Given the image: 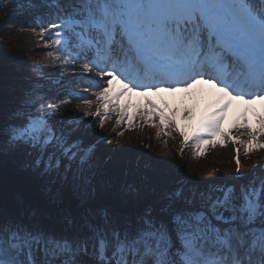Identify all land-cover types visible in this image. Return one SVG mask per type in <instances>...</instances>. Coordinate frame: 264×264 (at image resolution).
Wrapping results in <instances>:
<instances>
[{"label":"snow or ice","instance_id":"6c2138e0","mask_svg":"<svg viewBox=\"0 0 264 264\" xmlns=\"http://www.w3.org/2000/svg\"><path fill=\"white\" fill-rule=\"evenodd\" d=\"M11 7L55 16L29 26L54 30L67 60L108 77L98 96L105 109L119 108L128 93L209 84L219 93L215 110L191 132L150 100L144 115L198 151L228 140L246 152L264 149V116L257 128L240 125L247 141L223 129L232 101H264V0H13ZM44 99L29 87L0 108V159L22 158L44 183L41 206L0 193V264H264V175H240L238 156L232 183L173 185L160 170L102 166L98 145L85 144L79 126L55 121ZM127 115L121 110L117 123Z\"/></svg>","mask_w":264,"mask_h":264},{"label":"bare ground","instance_id":"6f19581e","mask_svg":"<svg viewBox=\"0 0 264 264\" xmlns=\"http://www.w3.org/2000/svg\"><path fill=\"white\" fill-rule=\"evenodd\" d=\"M74 67L78 71H58L65 76H71L75 82L73 87L83 86L95 88L96 85L77 81L79 77L94 78L99 76L97 71L88 72L86 67L78 63H68L60 67L65 69ZM183 83L177 87H184ZM219 86V85H218ZM114 91L119 90V85L112 84ZM110 93V95L114 94ZM136 91H139L137 89ZM249 94L258 93V90L245 89ZM96 96V97H95ZM99 94L94 97L97 102ZM84 97L74 96L70 105L78 106L79 102H86ZM219 98V93L209 84H197L190 87L187 91L179 92H150L148 96L128 93L121 97L120 107L113 109L111 105L105 110L99 111L103 117V125L96 127L92 134L94 139H102L110 136L111 143L104 144L100 150V155L107 159L114 168H134L139 164L156 163L163 161V165H172L181 168L184 174L190 176H216L221 177L236 169V158L240 159L241 166L250 171L257 164L264 162V149L254 146L251 151L245 149V144H233L231 140L225 141L223 145L219 142L215 147L206 145L203 150L198 151L196 147L190 149L174 128L153 127V123L159 124L158 120L152 117H145L147 110L146 101H152L166 115L174 117L180 126L186 132H191L197 127L209 111L210 105ZM248 95H245V100ZM225 102L227 100L225 99ZM95 104V102H93ZM245 107L252 108V112L243 117L242 113ZM123 110L128 113L121 123L119 112ZM191 112L192 119L185 120L184 114ZM264 116V101L256 100L255 103L246 104L237 101L231 102V107L225 113L223 129L233 137H239L241 141H247V135L242 134L240 128L245 121L252 127L257 128L256 117ZM129 117L132 122L129 123ZM99 119L90 125H97ZM260 142L264 143V137H260ZM236 149H239L237 153ZM157 164V163H156ZM161 165V166H163Z\"/></svg>","mask_w":264,"mask_h":264},{"label":"rangeland","instance_id":"374dc122","mask_svg":"<svg viewBox=\"0 0 264 264\" xmlns=\"http://www.w3.org/2000/svg\"><path fill=\"white\" fill-rule=\"evenodd\" d=\"M48 9H41L39 12L35 13H21L13 19L7 20L4 23V29L6 31H10L14 29V23H19L25 25L27 29H29L33 34L34 38H31L32 41H35V57L39 58L42 64L40 68V75L45 77L40 78L38 80L40 85L45 87L44 95L46 100L51 104L52 108L50 111H54V120L55 121H63V126L67 127L69 125L79 126L80 133L77 135H81L85 144L95 143L98 145L96 159L97 162L105 167L113 168L110 162L105 159L102 155H100V150L107 144V139H110V136H106L107 139H94L93 132L97 129L99 125H101V121L103 117L97 115V112L101 110H105L103 107L104 99H100L98 102L95 99L94 95L99 94L103 88L108 87L107 80L108 77L105 75L96 76L94 78H82L79 77L77 81L86 82L90 84L96 85L94 88H88L84 84L83 86L73 87V83L75 82L74 78L71 76H65L61 71L63 65L68 63H74L71 60H67L62 53L67 52V48L56 43V37L54 30L43 29L40 27H31L34 22L36 24L44 23L46 24L49 19H54L55 16H49ZM29 40V39H28ZM2 45H0L1 47ZM103 68L104 63H100L99 65ZM95 70V69H94ZM96 71V70H95ZM110 95V94H109ZM74 96L84 97L81 100L86 102H79L78 106H71L70 103ZM54 98V99H53ZM95 102V104H93ZM56 109H62V111H55ZM252 112V108L245 107L243 110V117H245L248 113ZM73 117H82V120L74 121ZM99 119L98 124L90 125L95 120ZM61 126V125H57ZM187 147L193 149L195 147V143L192 140L188 141ZM264 165V162L257 164L250 171L247 168L241 166L240 175H244L248 178L258 177L264 175V168L261 167ZM137 169L148 171L149 175H154L156 170H160L163 173L164 178L167 180L169 184H175L177 182H187V180H192L200 183H205L209 181H215L218 183H232L234 181L231 180L233 176H236V169L231 171L223 176L214 177V176H190L188 174H184L181 168L173 167L172 165H159L156 163H146L139 164L136 167ZM187 178V180H185Z\"/></svg>","mask_w":264,"mask_h":264},{"label":"trees","instance_id":"16d2710c","mask_svg":"<svg viewBox=\"0 0 264 264\" xmlns=\"http://www.w3.org/2000/svg\"><path fill=\"white\" fill-rule=\"evenodd\" d=\"M0 108L10 107L27 88L36 87L44 97L45 87L40 85L42 67L36 58L34 34L23 24L14 23V29L6 31L4 23L19 14L11 7L13 0H0ZM29 39V40H28ZM46 105L50 104L46 98ZM51 105V104H50ZM52 108V107H51ZM44 183L24 168V160L19 157L0 159V193L9 201L21 198L35 206L44 203ZM49 211H55L49 206Z\"/></svg>","mask_w":264,"mask_h":264}]
</instances>
